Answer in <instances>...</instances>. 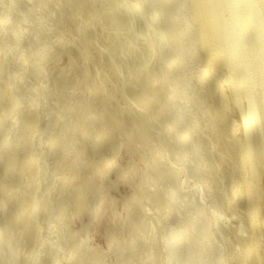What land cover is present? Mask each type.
<instances>
[{
    "label": "bare ground",
    "instance_id": "bare-ground-1",
    "mask_svg": "<svg viewBox=\"0 0 264 264\" xmlns=\"http://www.w3.org/2000/svg\"><path fill=\"white\" fill-rule=\"evenodd\" d=\"M0 264H264V0H0Z\"/></svg>",
    "mask_w": 264,
    "mask_h": 264
}]
</instances>
